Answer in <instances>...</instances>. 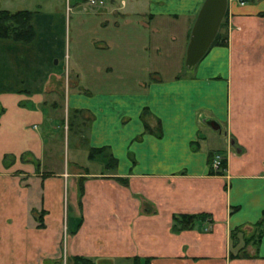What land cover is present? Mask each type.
Instances as JSON below:
<instances>
[{"label": "crops", "instance_id": "1", "mask_svg": "<svg viewBox=\"0 0 264 264\" xmlns=\"http://www.w3.org/2000/svg\"><path fill=\"white\" fill-rule=\"evenodd\" d=\"M102 2L82 16L99 60L69 87L47 13L29 9L31 40L0 37V264H264V0H226L224 42L189 68L202 0Z\"/></svg>", "mask_w": 264, "mask_h": 264}, {"label": "rangeland", "instance_id": "2", "mask_svg": "<svg viewBox=\"0 0 264 264\" xmlns=\"http://www.w3.org/2000/svg\"><path fill=\"white\" fill-rule=\"evenodd\" d=\"M113 5L119 6L123 5L124 2H127V4L131 3L135 5H140L141 0H113ZM78 3L82 4L74 9L71 8L72 4ZM104 2L101 3H90L88 0H0V8L5 7L8 9H17V8H27V9H39L40 12L47 13L48 17L47 20L44 18L39 19L40 23V29L43 30V33H47V35H55L56 28L61 26V35H62V43H63V56L61 65L63 67V76L62 78L67 79L68 87L73 84L74 81L72 77V73L70 71V68L74 61L79 63L84 62V59H88L89 62L97 63L98 56L94 55V53L89 52L88 48V37L92 35H96L99 33V30L96 29L94 26V23H92L90 20L84 18L82 20V16L84 14V9H98L100 5H102ZM105 4H110V0H105ZM126 4V5H127ZM60 15L62 16V19H60ZM129 23V21H126ZM48 25V26H47ZM126 26L131 27L129 24ZM127 27V29H128ZM111 33V32H110ZM109 33V34H110ZM112 35V34H111ZM128 37V36H127ZM138 41L136 45H138ZM120 54H122V50H117ZM139 52L137 49L134 50V52L129 51L126 56L129 58L139 59L141 58L140 55L135 56V53ZM134 54V55H133ZM135 56V57H133ZM183 56V55H182ZM99 60V59H98ZM122 63V57L117 59L118 68H125L124 66H120ZM140 63V62H139ZM64 64V66H63ZM185 68L183 67L182 71H184ZM119 75V74H118ZM119 75L117 79L119 80H127L128 78H132L133 75H127L124 76ZM124 76V77H122ZM128 77V78H127ZM120 83V81H118ZM61 162L63 161V158L66 159V157H70L72 146L70 144V141H66V138L64 137L61 141ZM72 260V259H71ZM73 262V261H72ZM78 264V263H77Z\"/></svg>", "mask_w": 264, "mask_h": 264}, {"label": "water", "instance_id": "3", "mask_svg": "<svg viewBox=\"0 0 264 264\" xmlns=\"http://www.w3.org/2000/svg\"><path fill=\"white\" fill-rule=\"evenodd\" d=\"M226 0H202L191 23L183 53V65H194L207 50L225 12ZM205 122L213 129L219 125L211 118Z\"/></svg>", "mask_w": 264, "mask_h": 264}, {"label": "trees", "instance_id": "4", "mask_svg": "<svg viewBox=\"0 0 264 264\" xmlns=\"http://www.w3.org/2000/svg\"><path fill=\"white\" fill-rule=\"evenodd\" d=\"M31 11L27 8H18L15 10H9L7 8H0V37H7L13 40L29 41L34 36V29L30 22ZM221 24V22H220ZM219 24V27H220ZM218 27V29H219ZM224 42V36L219 30L213 37L212 43ZM79 109H76L78 111ZM101 147L90 148L89 156H93L94 153L103 154L105 157L107 153ZM111 159V157L109 158ZM223 166V162H221ZM264 214V210H263ZM206 214L201 212L196 213H177L172 215V226L174 228L189 226L195 219L202 218ZM40 222L37 223L39 225ZM73 264H87L90 262L89 258L83 256H72Z\"/></svg>", "mask_w": 264, "mask_h": 264}, {"label": "built area", "instance_id": "5", "mask_svg": "<svg viewBox=\"0 0 264 264\" xmlns=\"http://www.w3.org/2000/svg\"><path fill=\"white\" fill-rule=\"evenodd\" d=\"M90 3H101L102 0H88ZM238 3H244L246 0H237ZM222 156L220 154L219 151H215L212 154L211 160H210V166L214 169V170H219L221 169V162H222Z\"/></svg>", "mask_w": 264, "mask_h": 264}]
</instances>
